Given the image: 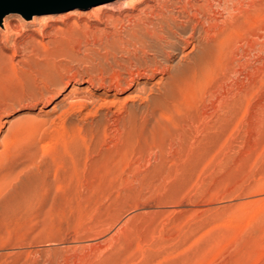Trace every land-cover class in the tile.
<instances>
[{
    "label": "rangeland",
    "instance_id": "374dc122",
    "mask_svg": "<svg viewBox=\"0 0 264 264\" xmlns=\"http://www.w3.org/2000/svg\"><path fill=\"white\" fill-rule=\"evenodd\" d=\"M122 1L0 21V264H264V0ZM181 11L239 28L166 87Z\"/></svg>",
    "mask_w": 264,
    "mask_h": 264
},
{
    "label": "bare ground",
    "instance_id": "6f19581e",
    "mask_svg": "<svg viewBox=\"0 0 264 264\" xmlns=\"http://www.w3.org/2000/svg\"><path fill=\"white\" fill-rule=\"evenodd\" d=\"M136 1V0H135ZM134 2L133 0H129V1H125L123 0L121 3L125 4V3H131ZM133 3H131L130 5H132ZM97 8L99 11H104V10H111L113 9V5L109 2H99L97 4ZM181 10V9H180ZM186 11V10H185ZM189 11V10H188ZM69 12H74V10H70ZM195 14V13H193ZM190 15V14H186L184 12H180L177 15H172L171 18L166 19V28H164V26L161 24L162 26V30L164 31V47H169L170 49L172 48V50L178 49V47L180 48L185 46V44H188L189 42H192L193 40V47L192 49L186 54L187 58L189 59L186 66L185 64H180L178 65V67L176 68V70H172L169 74V77L166 78L167 80H164V84H166V87L169 84H172V86L174 87L175 85L179 84L180 82H182L184 75L187 74H192L193 73V78L197 76L200 77L199 75L205 73V69L207 68L208 65H212L214 63V60L216 59L215 57H218V53L220 52L221 47H224L223 44L228 43V40L233 38V33L237 30V28H239L238 26L236 27V23H232L235 22L232 19L230 20V23H224L223 25H219L217 22H214L212 19L214 18H208L206 20L209 21V24H204L200 19H196V17L194 15ZM196 15V14H195ZM42 18H44L45 20L50 19L52 17L51 14H42L40 15ZM197 16V15H196ZM216 19V18H215ZM206 20H204L206 22ZM2 24H5L6 27V20H4L3 18L1 19ZM218 21V20H217ZM226 21V20H225ZM243 21V20H241ZM240 21V22H241ZM239 23V22H238ZM241 24V23H240ZM239 24V26H240ZM235 25V26H234ZM236 33V32H235ZM156 33H154L155 35ZM176 34H178L179 37H177V39L173 40L174 38H176ZM259 34L258 32L255 33V35ZM161 37V36H159ZM161 39V38H160ZM229 40V42L231 41ZM158 41H160L158 39ZM161 42V43H163ZM225 43V46L227 45ZM181 49V48H180ZM167 51H164V53ZM159 53V52H158ZM157 53V55H158ZM170 53V52H168ZM156 54V53H155ZM154 54V55H155ZM159 56V55H158ZM166 58V57H165ZM169 58V57H168ZM137 59V58H136ZM137 61V60H136ZM146 61V60H145ZM144 61V62H145ZM157 61V60H156ZM165 61V60H164ZM142 62V61H141ZM141 63V64H146V63ZM148 63V62H147ZM161 63V61H160ZM156 65V64H155ZM162 65V64H161ZM149 66V65H148ZM164 66V65H163ZM168 66V65H167ZM167 66L161 68L160 72L162 73H166L169 72V68H167ZM185 66V67H183ZM162 67V66H160ZM159 67V68H160ZM155 68V66H154ZM191 69L190 73L186 72V69ZM211 68V66H210ZM158 69V68H157ZM147 70V68H146ZM145 71V70H144ZM150 71V70H149ZM156 71V69L154 70ZM148 72V70L146 71ZM192 72V73H191ZM134 77V76H133ZM165 77V76H164ZM188 78V76H186ZM186 77H184L186 79ZM190 77V76H189ZM132 78V76H131ZM184 79V80H185ZM126 82V81H125ZM131 82V81H130ZM185 82V81H184ZM163 87V85H162ZM172 87V88H173ZM80 86L77 85L75 87H73L71 90L75 91V90H80ZM165 88V87H164ZM167 89V88H166ZM86 90L88 92H90V88L86 87ZM165 91V90H164ZM91 93V92H90ZM169 93V92H168ZM25 122V121H24ZM21 124V123H20ZM19 125V124H18ZM14 126V125H13ZM203 128V127H201ZM17 129V128H16ZM19 129V128H18ZM186 129V128H185ZM198 129V128H197ZM187 130V129H186ZM186 130L184 132H182L180 135V137L177 139V146L178 147H182L184 145L185 139H186V134L188 132H186ZM9 131V130H8ZM10 131L13 133V135H16L19 133L15 132V128L13 127V129H10ZM16 133V134H15ZM191 133V131L189 132ZM10 134V133H9ZM11 135V134H10ZM5 137V136H4ZM8 137V136H7ZM6 137V138H7ZM5 139V141L3 140V145L4 143L6 144L7 139ZM188 140V139H187ZM12 141V140H11ZM14 142V141H13ZM175 142V141H174ZM188 142V141H187ZM12 143V142H11ZM8 144V143H7ZM176 144V143H175ZM10 145V144H9ZM186 145V144H185ZM12 147V146H10ZM5 148V147H4ZM162 149V148H161ZM162 151V150H161ZM164 151V150H163ZM31 153H28L29 155L35 156L33 155V151H31ZM7 154V153H6ZM12 154V153H11ZM26 154V157L29 158L30 156ZM36 154V153H35ZM163 154V153H162ZM1 155V154H0ZM3 156V155H2ZM6 156V155H5ZM160 156V155H159ZM8 158V157H7ZM6 158V159H7ZM160 159V158H158ZM26 160H32V159H26ZM34 161V160H33ZM24 162V161H23ZM31 162V161H30ZM27 163V161H26ZM33 163V162H32ZM28 165V164H27ZM25 165V166H27Z\"/></svg>",
    "mask_w": 264,
    "mask_h": 264
},
{
    "label": "water",
    "instance_id": "95a60500",
    "mask_svg": "<svg viewBox=\"0 0 264 264\" xmlns=\"http://www.w3.org/2000/svg\"><path fill=\"white\" fill-rule=\"evenodd\" d=\"M110 0H0V21L4 14L20 13L25 17L50 14L74 8H88Z\"/></svg>",
    "mask_w": 264,
    "mask_h": 264
}]
</instances>
